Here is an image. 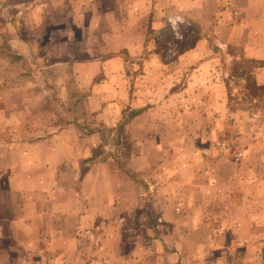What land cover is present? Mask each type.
Segmentation results:
<instances>
[{"label":"rangeland","instance_id":"obj_1","mask_svg":"<svg viewBox=\"0 0 264 264\" xmlns=\"http://www.w3.org/2000/svg\"><path fill=\"white\" fill-rule=\"evenodd\" d=\"M81 2L85 0L78 6ZM98 2L103 9L112 7ZM157 2L150 0L151 10ZM190 2L162 0L170 16H159V21L145 16L131 24V17L103 15L92 20L83 15L76 22L64 0H0V141L38 142L56 136L58 145L35 152L51 164L56 147L93 154L80 170L69 162L61 176L41 173L45 187L27 183L29 173L9 178L6 170L0 172V264L247 263L242 251L247 241H236L240 247L232 249L230 238L220 240L216 230L222 228L221 218L215 214L204 216V208L197 206L192 213L203 215L202 223L190 224L176 201L166 205L171 210L166 215V209L153 206L166 196L151 186L166 181L157 173L166 151H203L214 142L218 151L233 155L264 138V85L254 80L262 64L239 60V49L212 31L215 15L224 12L229 0ZM194 7H202L201 23L210 31L201 32ZM142 10L139 6L136 12ZM189 11L191 17L184 14ZM202 35L221 57L215 82L223 104L216 112L210 109L212 85L189 82L188 73L199 64H185L181 58ZM218 114L224 115L219 123L225 124L220 125V138L214 136ZM150 119L158 124L150 126ZM92 135L100 141L87 140ZM5 149L0 150V169L17 166L19 149L11 155ZM93 164H107L112 174L117 195L111 210L97 204L103 194L102 173L96 169L93 179L83 180ZM8 185L18 186L17 191ZM29 187L40 191L31 193L34 198L25 212L21 205ZM92 205L91 215L79 219ZM223 246L230 250L221 256ZM140 247L151 254H135ZM251 258L264 264L262 255Z\"/></svg>","mask_w":264,"mask_h":264},{"label":"crops","instance_id":"obj_2","mask_svg":"<svg viewBox=\"0 0 264 264\" xmlns=\"http://www.w3.org/2000/svg\"><path fill=\"white\" fill-rule=\"evenodd\" d=\"M80 1L64 0V4L72 8L76 22L83 15L88 16L90 20H92L91 17L96 15H103L110 18L127 16L131 17L129 21L131 24L139 23V20L145 16H153L156 21H159V16H170L166 10H163L162 6L165 4L161 3L162 0H156L158 1L157 6L154 7V5L152 10L150 9V0H104L111 4L112 7L110 9H103V7L99 6V0L96 2L95 0H85V2H81V6H78V2ZM170 1L174 2V0ZM190 1L192 0H186L188 5H192ZM229 2L221 15L219 13L215 15V24L212 31L215 35L219 34V38L229 45V47L239 49V60H253L262 64L254 73V80L258 84L262 83L261 85H264V0H229ZM146 3H149L147 7H145ZM40 6L43 5L41 4ZM139 6H142V13L136 12V10H139ZM196 8L198 9L194 7L192 13L194 16H198L196 21L200 22L201 32L210 31V28H206L207 25L201 23L203 22V18H201L203 17L202 7ZM184 14H187L189 17L192 16L190 11ZM224 14L226 16H223ZM132 16H134L133 22ZM158 27L155 26L154 28ZM223 30L228 31L227 36L221 35ZM202 36L204 38L198 40L192 47L188 48V51L183 52L181 58L185 64H199L197 70L188 73L189 82L192 80L206 81L212 85L210 94L214 96V99L211 101L212 105L210 109L216 112L217 108L220 110L223 104V92L221 87L216 85L215 82L217 81L218 69H220L221 65V57L210 50L212 46L209 43L208 36ZM199 93H202V90ZM212 96H210V99ZM142 115L140 114V117ZM150 120V122L148 121L150 126L158 124L155 119ZM220 120L224 122V115L218 114V119H216L214 136H218L217 138H220V132L224 130V127H220V125L225 126L224 123H219ZM135 122H137V116ZM145 123L147 124V121ZM139 126L145 128L144 123H141ZM217 138L215 144L220 142ZM89 139L92 143H95L96 140L97 142L100 141L95 135L87 138V140ZM56 140L57 137L53 136L46 140H39L38 142L13 141L5 143V141H0V150L2 147H6L7 155L14 154L15 148L19 149L17 152V159L19 160L17 166L19 167L14 166V163H12L6 166L5 169H0V172L6 170L9 173H6L9 178L17 174L25 177L26 173H29L28 175L30 176L28 177L27 183L41 184L45 187L44 180H41V173L42 175L53 174L56 177L58 173L59 175L62 174L63 165L69 162L71 166L73 163V166L77 170H80L84 164L83 160H87L89 156L93 155L83 153L82 150L80 151L78 149L75 152H69L67 148L61 151L56 147L55 150L57 151L54 153V160L51 164L50 162L44 161L42 155L39 154L38 156L35 153L39 149L53 148V144L58 145ZM213 140H215V137ZM214 146V142H211L209 145H206L205 151L187 150L181 154L166 151L162 154V163H159L160 166L157 173L161 177L165 176L166 181L163 185L152 183L151 186L157 187L156 191L164 192L166 196L163 202L159 201L157 203L158 205L153 204V206L159 211L166 209L163 214L166 215L171 211L168 208V203H174L176 201L177 206H183L182 209H185L182 216L190 224L194 222L196 224L202 223L200 217L203 215L199 217L192 213L197 206L204 208L202 210L204 216L215 214L216 217L221 218L220 227L222 228L216 230L218 231V235L221 236L220 240L230 238L232 241V249L240 247L236 241H247V244L242 243L244 246V250L242 251H245V256L249 257L246 264H255L251 256L262 255L264 257V138L258 140L256 143H248L246 146L238 148L236 151L238 153L237 155L236 152L233 155L223 153L220 150L218 151ZM68 147L70 150L72 149L70 145ZM94 166V164L89 166L88 174L85 173L83 180H85L84 182H88L90 178L93 179L96 169L102 173L101 184H103V194L97 199L99 201L97 204H100L99 206H102V208L111 210V199L112 197L116 198L117 195L116 188L111 186L112 174L107 164H103L101 167ZM37 170H42V172L37 173ZM178 176L182 179L176 180ZM91 185H94V183ZM8 186L13 187L15 191L18 189V186L15 185ZM35 190L40 191L36 187H29V191L26 192L28 195L22 199L24 204L21 207L25 208V212L27 208L29 209L31 207V202L34 198L31 193L35 192ZM121 192L120 190L119 196H122ZM122 194L124 197V192ZM130 203L131 208L135 207L134 203L136 202L134 200ZM170 207L173 206L171 205ZM92 208H94V205L85 214H79V219L84 221L85 218L91 215ZM214 209L217 210L214 211ZM214 221L218 220L214 219ZM173 223H176V219H174ZM225 225L230 227V229H226L224 227ZM233 241H235L234 245ZM220 249L221 256L230 250L224 246L220 247ZM136 251L139 252V256L142 258L151 254L150 250L142 247L138 250L136 249L135 254ZM230 254L232 255L231 251ZM107 255H109V252Z\"/></svg>","mask_w":264,"mask_h":264}]
</instances>
